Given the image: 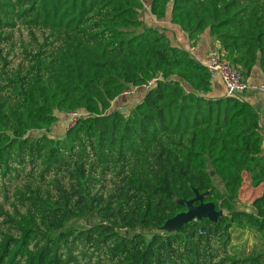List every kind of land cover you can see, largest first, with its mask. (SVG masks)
<instances>
[{
  "label": "trees",
  "instance_id": "obj_1",
  "mask_svg": "<svg viewBox=\"0 0 264 264\" xmlns=\"http://www.w3.org/2000/svg\"><path fill=\"white\" fill-rule=\"evenodd\" d=\"M145 7L191 44L208 31L243 80L264 73V0H0V264H264V190L236 205L245 180L264 186L260 114L213 96ZM192 188L216 222L156 232Z\"/></svg>",
  "mask_w": 264,
  "mask_h": 264
},
{
  "label": "crops",
  "instance_id": "obj_2",
  "mask_svg": "<svg viewBox=\"0 0 264 264\" xmlns=\"http://www.w3.org/2000/svg\"><path fill=\"white\" fill-rule=\"evenodd\" d=\"M151 16L154 18L153 15ZM153 20H155V18ZM165 22H167L168 26L171 28V41L174 44H181L184 47L188 48V50L191 51V53L199 62L203 63L208 58V55L210 53L215 52L217 44L213 42L212 38L209 36L208 31H205L203 34H201L199 40L196 41L194 44H191L185 33H181L177 26L170 24L168 21ZM246 81L249 83L264 82V73L260 71L259 67L255 66ZM144 92V88L139 87L135 89L134 93L129 95L130 97H119L115 101L121 102V100H126L127 104L125 103V109H127L126 107L131 104L132 101H139L143 97ZM212 95L216 97L224 96V87L222 82L218 78L213 79ZM244 96L249 101V103H251L259 112L264 133V95L256 92H246ZM114 102H112L113 105ZM119 109H124V107H122L121 105L119 106ZM63 116L64 114H61V118H64ZM60 130V125L57 124V127L54 128L53 133H59Z\"/></svg>",
  "mask_w": 264,
  "mask_h": 264
},
{
  "label": "built area",
  "instance_id": "obj_3",
  "mask_svg": "<svg viewBox=\"0 0 264 264\" xmlns=\"http://www.w3.org/2000/svg\"><path fill=\"white\" fill-rule=\"evenodd\" d=\"M203 65L211 74V78H218L224 87V96L234 97L246 92H256L264 95V82L249 83L241 78L239 72L225 59L221 58L215 52L210 53L208 58L203 62ZM155 78L147 81L146 84L142 85V88H149L154 82ZM136 88L125 91L123 94L129 95L134 93ZM67 125L66 128L72 127L76 121L85 115L83 111H71L67 114ZM260 155L264 159V143L261 146Z\"/></svg>",
  "mask_w": 264,
  "mask_h": 264
},
{
  "label": "water",
  "instance_id": "obj_4",
  "mask_svg": "<svg viewBox=\"0 0 264 264\" xmlns=\"http://www.w3.org/2000/svg\"><path fill=\"white\" fill-rule=\"evenodd\" d=\"M121 109L120 111H124ZM213 171L210 175L213 176ZM194 197L191 199L176 198L175 203L182 205L186 208L185 211H181L171 218H168L164 224L156 230V232L172 233L178 231L184 224L192 221H201L203 218H207L211 222H216L217 218L223 213L222 210H217L213 202L203 201L205 193H199L197 189L192 188Z\"/></svg>",
  "mask_w": 264,
  "mask_h": 264
},
{
  "label": "rangeland",
  "instance_id": "obj_5",
  "mask_svg": "<svg viewBox=\"0 0 264 264\" xmlns=\"http://www.w3.org/2000/svg\"><path fill=\"white\" fill-rule=\"evenodd\" d=\"M143 1H146V0H143ZM144 9L145 10L142 12V16L145 19L146 23H148V24H151V23H158L159 24L160 23L161 25H166L168 27V29H167L168 34L171 35V28L168 26V23L165 22V21H168V20H161V21L157 22L156 20H153L154 18L148 13L147 7H145ZM131 99H132V97H131ZM115 102H114V105H117L118 107L121 106V105H122V107H125L126 104H127L126 100H123L121 102H116V103ZM135 102L132 101V103L129 104V105L131 106ZM63 117L64 118H60V119L62 120V125H64L63 127L66 128L67 121H68L67 120V115H64ZM55 134H58V133H55ZM215 184H217L219 187H221V184H220V182L218 180H215ZM263 190H264V186H259L257 188H254V187L250 186V184H249V182L247 180H245V182L243 183V186L241 188V191L239 193L238 199H237V203H236L237 207L239 209L250 210L251 201L256 196H258ZM93 222H95V219L93 217H88V218H84V219H80V220H76L75 219V220L71 221L68 224V226L69 227H74V226L81 227L83 225L90 224V223H93ZM143 232H145V231H143ZM243 240H244V238L241 237V239L239 241H243Z\"/></svg>",
  "mask_w": 264,
  "mask_h": 264
}]
</instances>
